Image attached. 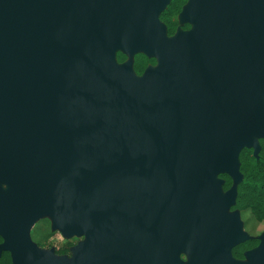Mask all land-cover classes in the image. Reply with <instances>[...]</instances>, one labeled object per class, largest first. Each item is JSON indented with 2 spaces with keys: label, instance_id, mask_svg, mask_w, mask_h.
I'll return each instance as SVG.
<instances>
[{
  "label": "water",
  "instance_id": "water-1",
  "mask_svg": "<svg viewBox=\"0 0 264 264\" xmlns=\"http://www.w3.org/2000/svg\"><path fill=\"white\" fill-rule=\"evenodd\" d=\"M168 1L0 0V253L14 264H178L181 248L239 264L216 175L234 179L264 137V0H193L199 26L172 38ZM119 48L160 64L129 83ZM42 210L88 236L72 263L30 242ZM248 251L264 264V241Z\"/></svg>",
  "mask_w": 264,
  "mask_h": 264
},
{
  "label": "rangeland",
  "instance_id": "rangeland-1",
  "mask_svg": "<svg viewBox=\"0 0 264 264\" xmlns=\"http://www.w3.org/2000/svg\"><path fill=\"white\" fill-rule=\"evenodd\" d=\"M193 0H188L187 4L184 6L183 11L180 13L178 19L181 24L188 23V29H181L178 28L177 31L174 33V35L169 37H187L190 35V33L196 29L199 24L195 21L189 20L187 16V9L192 7ZM117 51H123L127 54V59L124 62L121 63H114V67H127L130 72V77L128 79L129 83H132L134 80L140 78L143 76V74L147 70H155L159 66V59L157 55L155 58L157 59L156 63L154 65H149L146 67L145 71L141 75H136L132 70V56L135 51L126 50L124 48H119ZM106 78L110 76V71L107 72V74L104 75ZM254 139H259L258 136L254 135ZM220 174H226L224 172H219L216 175V179L220 182V185L223 186L224 179L220 176ZM241 178V174L238 173L234 177V181L231 185V187L227 190L221 189L220 193L222 196H230L232 197V201L227 208V213H234V216L238 217L241 224V233L244 239H247L249 237H257L259 239V242L264 241V223H257L255 222L251 217H249L248 212H238L231 210V206L234 204V198L236 195L235 191V183H237ZM234 184V185H233ZM9 187V184L5 181H0V189L2 191H6ZM28 238L30 242L44 255L47 259H54L57 262L60 261H69L72 263L73 256L75 253V250L78 246L86 244L89 240L88 236L85 234H82L80 236H76L73 233H67L64 231V229L59 226L56 222V216L53 211L50 210H42L39 213H37L29 222H28ZM66 240L72 241V245L68 247L67 253L59 254L56 252V250L63 248L65 246ZM233 261L239 263V264H250L251 259L249 255V251L245 253L243 259H236L231 257ZM178 264H192V256L190 253H188L185 249L181 248L180 254H179V262Z\"/></svg>",
  "mask_w": 264,
  "mask_h": 264
},
{
  "label": "trees",
  "instance_id": "trees-1",
  "mask_svg": "<svg viewBox=\"0 0 264 264\" xmlns=\"http://www.w3.org/2000/svg\"><path fill=\"white\" fill-rule=\"evenodd\" d=\"M186 0H169L165 8L160 12L159 21L165 26L167 36H172L178 26L175 16L180 11ZM127 59V55L122 51L116 52V60L121 63ZM156 58L148 56L143 52H136L132 57V68L135 74L141 75L147 66L154 65ZM260 146L257 154L254 148L243 147L238 155L239 172L241 180L236 185V196L234 204L230 209L242 213L247 211L248 216L257 223H264V137L258 139ZM224 179L223 190L231 187L233 179L228 174H220ZM3 238L0 235V243ZM259 244L257 237H249L231 249V255L236 259H243L245 252ZM72 241L66 240L65 246L56 250L57 253H67ZM0 264H14L9 251L0 253Z\"/></svg>",
  "mask_w": 264,
  "mask_h": 264
},
{
  "label": "flooded vegetation",
  "instance_id": "flooded-vegetation-1",
  "mask_svg": "<svg viewBox=\"0 0 264 264\" xmlns=\"http://www.w3.org/2000/svg\"><path fill=\"white\" fill-rule=\"evenodd\" d=\"M169 2V1H168ZM187 2H188V0H186L185 1V3L181 6V8H180V11L177 13V15L175 16V19H176V21H177V23H178V26L179 27H177L176 28V30H175V32L177 31V29L178 28H181V29H188V26H189V24L188 23H184V24H181L180 23V21H179V19H178V17H179V15H180V13L183 11V8H184V6L187 4ZM191 8V7H190ZM190 8H188L187 9V11L190 9ZM164 9V8H163ZM162 11V10H161ZM187 11H186V13H187ZM160 14V13H159ZM159 16V15H158ZM188 16V15H187ZM189 18V17H188ZM159 19V18H158ZM189 20H191L190 18H189ZM193 21V20H192ZM196 22V21H195ZM128 57V56H127ZM232 210V209H231ZM233 211H236V210H233Z\"/></svg>",
  "mask_w": 264,
  "mask_h": 264
},
{
  "label": "bare ground",
  "instance_id": "bare-ground-1",
  "mask_svg": "<svg viewBox=\"0 0 264 264\" xmlns=\"http://www.w3.org/2000/svg\"><path fill=\"white\" fill-rule=\"evenodd\" d=\"M229 215L234 216V213L233 212L232 213H229Z\"/></svg>",
  "mask_w": 264,
  "mask_h": 264
}]
</instances>
